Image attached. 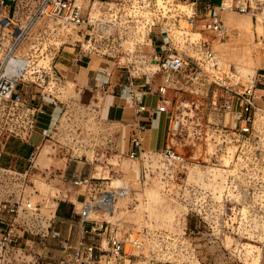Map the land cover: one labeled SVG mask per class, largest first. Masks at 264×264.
<instances>
[{
	"label": "built area",
	"instance_id": "2783aa9c",
	"mask_svg": "<svg viewBox=\"0 0 264 264\" xmlns=\"http://www.w3.org/2000/svg\"><path fill=\"white\" fill-rule=\"evenodd\" d=\"M252 9L240 0L207 3L202 9L199 0H0V264H193L192 234L200 232L198 226L188 228L187 217L216 231L222 206L207 205L200 188L182 189L180 173L166 169L228 161L255 170L264 160V143L255 140L256 118L264 117V94L258 93L264 89V74L242 83L209 41L187 43L174 30L183 21L200 27L199 35L206 31L221 42L228 38L222 13ZM68 27L79 36L74 63L90 56L106 61L94 87L109 93L112 71L117 70L118 95L126 94L136 117L147 114L127 125L126 151L120 149V124L102 119L91 103L78 107L75 118L68 114L74 102L59 98L66 78L56 63L63 50L49 39ZM74 86L80 94L81 87ZM115 87L110 94L115 95ZM148 94L156 98L152 110L145 104ZM47 101L55 116L34 144ZM160 115L166 117L167 129L163 147L153 157L144 150L143 139L146 123ZM90 119L95 125H89ZM59 130L61 139H54ZM44 141L62 164L38 163ZM111 156L142 162V190L158 186L161 195L185 211L172 228L155 227L149 219L130 225L114 216L105 218L119 199L127 200L129 212L137 202L130 187L112 186ZM93 165L101 169L97 176L81 173ZM104 169H109L107 176ZM37 179L70 188L51 185L55 206L42 207L44 199L32 200L41 193L34 188ZM72 188L77 189L78 208L68 202L78 218L76 238L63 237L54 220L58 202L71 197ZM254 194L264 195V188ZM246 208L264 210V202Z\"/></svg>",
	"mask_w": 264,
	"mask_h": 264
},
{
	"label": "rangeland",
	"instance_id": "374dc122",
	"mask_svg": "<svg viewBox=\"0 0 264 264\" xmlns=\"http://www.w3.org/2000/svg\"><path fill=\"white\" fill-rule=\"evenodd\" d=\"M213 1L217 3L220 0ZM225 1L230 3L236 0ZM240 2L242 4H250L253 8L252 12L249 10L247 12H238L237 10L224 11L222 20L228 28V38L221 42L212 40L211 34L206 31H201L199 35L198 29L200 27L192 28L183 21H180L178 26L182 30H178L177 27L174 32L176 31V35L184 34V39L188 40L187 43L199 39L209 41L213 49L219 54L222 64L226 68L229 67L235 74V79L240 80L242 83H250L254 77L257 79V74H264V0H240ZM179 9H182V7H179ZM77 40H79V36L72 28L69 32L63 28L58 35H54L49 39L51 44L55 41L62 42L60 48L67 55H73L76 52L74 48L78 45ZM145 54L148 55L149 52H145ZM83 62L75 67H69V60H66L63 67L60 63L57 65L61 74L66 78L64 90L59 95V98L63 101L74 102L73 105L70 104L68 114L74 115L75 118H77L75 113L78 107L91 103L90 106L99 112L102 119H108L105 98L108 95H112L110 94L112 87L109 89V93L102 94L99 90L100 88L94 87L97 82L93 81L88 85L89 88L79 94V90L71 85V83H76L78 86L85 85L89 79L88 71L94 70L95 72L93 73L97 75L101 65H104L106 61L101 57L90 56L89 58H84ZM244 70L249 73L248 77L242 76ZM92 77H94V74ZM99 80L104 81L105 78H100ZM119 90L118 88L115 91V95H118ZM149 96L154 97L152 94ZM130 107L132 119L129 120L127 125L132 124L136 120L134 108L131 104ZM55 111H52V117L55 116ZM163 117L167 121L166 117ZM64 118L65 116L62 121H64ZM89 123L91 126L95 125V120L90 119ZM150 125L151 121L150 123L148 122V128L144 135L143 148L154 157L163 147L161 140L164 141L167 126L165 122L154 133L151 131ZM79 126H81V129L82 127L84 129L88 128L87 123L85 125L79 123ZM118 127L121 131V137L127 140L130 127L123 125H118ZM255 129L256 142L264 143V117L256 118ZM58 132V136L55 135L56 138L54 139L60 140L62 137L61 131L59 130ZM43 146H45L43 150L44 156L42 160H38L40 165L58 166L63 163L64 160L53 155L49 142L44 141ZM121 150L126 151V147L124 146ZM185 153L189 157L192 155L190 149L185 151ZM109 162L112 164L111 169L109 168L113 176L111 177L112 186L124 185L130 187L136 193L137 202L136 209L129 212L125 209L127 200H119L115 206L118 209H115L113 215L106 216V219L114 216L113 219H122L130 225H140L143 224L145 219H149L154 222L155 227L167 226L172 228L175 219L184 215V210H179L171 200L166 199L159 193L158 186H150L142 190L139 183L143 167L142 162L129 160L127 157L119 159L118 156H111ZM256 166L255 170L250 171V169L245 170L234 166L228 161H222L218 165H200L191 162L186 168L174 169L169 167L166 169L170 173L171 171L172 173L174 171L180 173V176L184 179L182 189L200 188L206 192L205 202L207 205L220 202L222 206V222L216 231L208 226H201L190 216L187 217L188 228L193 229L198 226V232H200L192 234L195 239L190 245V250L194 249L196 255L193 264H264V210H249L246 208L248 204L264 202V195L254 194V190L257 191L264 188V160ZM88 168H91L90 173L92 175L97 176L101 172L98 165ZM109 169H104V176L108 175ZM58 184H60V188H70V186H64L58 181L52 182L51 185L57 187ZM51 185L42 179L35 180L34 188L40 190L41 193L32 195L33 203L44 199L43 201L48 200V206L53 205L54 207L55 202H53L52 198L55 197L54 193L56 192L51 189ZM76 191L77 189L72 188L71 197H61L62 200L58 202L57 208L59 207V209L56 211L54 220L56 228L60 230L63 237L70 235L71 238H76L79 231L78 218L73 212V205L68 202V199H70L78 208L74 197ZM233 206H236V209L232 210ZM214 236H218V240H215Z\"/></svg>",
	"mask_w": 264,
	"mask_h": 264
},
{
	"label": "crops",
	"instance_id": "0c3cea01",
	"mask_svg": "<svg viewBox=\"0 0 264 264\" xmlns=\"http://www.w3.org/2000/svg\"><path fill=\"white\" fill-rule=\"evenodd\" d=\"M207 3H211L213 5L218 4L214 3L213 0H199V8L202 9V7L207 4ZM71 49V48H70ZM66 60H69L70 66L69 67H75V66H79L78 64L74 63L73 61V55H67L64 52H62V55L59 56L56 66L60 63V65L63 67L65 65ZM84 63V62H82ZM101 67H104V65H101ZM84 68V67H83ZM87 68V67H86ZM58 69V67H57ZM59 70V69H58ZM60 71V70H59ZM95 72L94 70H90L88 71V80L86 82L85 85H79L78 87H81V91L86 90L87 88H89V84L93 82L96 74L93 73ZM112 72V76L111 78V82H110V86L109 89L111 87H115L117 84V78L118 75H116L117 70H113ZM94 74V77L91 78V76ZM100 78H105V77H101V75H98V79ZM76 83H71V85L74 87ZM116 88V87H115ZM73 90V89H72ZM117 90V88H116ZM258 93L260 94H264V89L260 88ZM106 106H107V110H106V115L108 117V120L113 121V122H118L120 125H126L129 123V120L132 119V114H131V110H130V102L127 99L126 95L123 94V96H118V95H108L106 98ZM48 105L47 108H45V111L39 115L37 123H36V133L35 135H33L32 137V143H37L40 140L41 137V133L44 132L48 125L49 122L51 121V119H53L54 117H52V111L55 110L53 105L47 101ZM145 104L148 106L149 109H154L156 106V98L155 97H150L149 94L146 95L145 97ZM54 116V114H53ZM135 118H140V119H146L147 118V114H143L141 117H136ZM165 118L163 116H157L156 118H153V120L151 121V131L155 133V131L157 129H160L164 124H165ZM150 123V122H149ZM146 128H148V123H146ZM147 131V130H146ZM121 132V131H120ZM126 132V130H125ZM146 133V132H145ZM126 134V133H125ZM165 137V136H164ZM120 140V148H124V146L126 147V150L128 148V144H127V140L123 139L122 137L119 139ZM126 143V145H125ZM164 143L163 140H161V144ZM45 146H43L41 153L39 154L38 160H42L44 154H43V150H44ZM125 159V158H123ZM90 172V169L85 167L83 169V171L81 172L82 174H87ZM80 174V171L77 173ZM58 211V209H57Z\"/></svg>",
	"mask_w": 264,
	"mask_h": 264
},
{
	"label": "bare ground",
	"instance_id": "6f19581e",
	"mask_svg": "<svg viewBox=\"0 0 264 264\" xmlns=\"http://www.w3.org/2000/svg\"><path fill=\"white\" fill-rule=\"evenodd\" d=\"M224 2L225 3H227L225 0H224ZM69 28V27H68ZM68 28H66V31L67 32H69V31H71V28L70 29H68ZM68 29V30H67ZM60 43V44H59ZM55 45H57V46H61L62 45V42H58V41H55ZM244 72V74L242 75L243 77H248L249 76V73H247L245 70L243 71ZM72 87V86H71ZM125 94V93H124ZM126 95V94H125ZM130 160V159H129ZM119 200H121V199H119ZM118 200V201H119ZM43 204H42V207H47L48 206V200L47 201H43L42 202ZM115 206H116V204H115ZM115 206H114V212H115ZM111 215H113V213L110 211L109 212V215L108 216H111Z\"/></svg>",
	"mask_w": 264,
	"mask_h": 264
}]
</instances>
